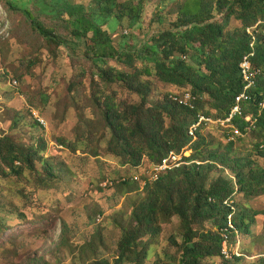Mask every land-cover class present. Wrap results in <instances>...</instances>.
<instances>
[{
    "label": "rangeland",
    "instance_id": "374dc122",
    "mask_svg": "<svg viewBox=\"0 0 264 264\" xmlns=\"http://www.w3.org/2000/svg\"><path fill=\"white\" fill-rule=\"evenodd\" d=\"M142 1V28L128 27L126 18L101 19L98 14V19L115 40L125 35L121 40L141 44L166 19L177 18L181 8L177 1L182 0ZM78 2L88 5L89 0H0V137L7 136L18 146H46L42 159L18 176L5 174L0 161V264H133L117 261L121 226L129 224L156 164L143 156L144 164L133 166L112 152L104 102L111 100L118 109L130 111L141 103L140 96L122 81L106 82L94 74L91 58L79 50L85 39H71L66 20L40 9L44 4L61 10ZM25 9L55 29L64 38L62 43L49 42L33 32L21 13ZM240 25L231 19L227 29ZM109 64L117 70H133L115 60ZM135 65L140 67L141 62ZM141 79L152 88L149 103L189 90L166 84L154 74ZM208 105L205 111L219 115ZM203 134L213 144H227L225 130L218 126L204 129ZM242 138L236 140L235 154L253 156L264 166V157L257 156L264 134L251 131ZM182 150L185 156L191 154L187 146ZM133 177H137L133 184L139 191L123 190V181ZM233 201L259 215L250 234L232 244L231 253H243V257L238 263L229 261L258 264L259 257H264V195L248 199L240 193ZM161 228L157 236L143 239L148 244L144 264H180L181 218L172 217ZM196 228L218 232L212 222ZM225 259L208 258L204 264H222Z\"/></svg>",
    "mask_w": 264,
    "mask_h": 264
},
{
    "label": "trees",
    "instance_id": "16d2710c",
    "mask_svg": "<svg viewBox=\"0 0 264 264\" xmlns=\"http://www.w3.org/2000/svg\"><path fill=\"white\" fill-rule=\"evenodd\" d=\"M177 3L181 5L177 18L166 19L162 28L141 44L121 40L126 38L125 35L119 41L115 40L98 19V14L101 19L112 17L119 21L126 18L128 27L142 28L139 21L142 0L138 3L134 0H89L88 5L78 2L61 10L40 3L43 12L66 20L63 21L71 39H85L79 50L91 58L96 68L94 74L106 82H124L141 98V103L132 106L130 111L118 109L111 100L104 102L107 126L112 131L109 145L112 152L123 157L125 162L139 166L144 164L143 156L149 163L158 164L171 151L179 153L186 146L191 150L184 158L190 164L165 171L157 181L144 186V196L134 206L129 224L121 226L119 262L144 264L148 244L143 239L160 234L162 225L175 216L181 218L184 228L180 264H204L208 258H224L223 234L228 233L231 243H236L241 235L250 234L259 215L258 211L239 207L234 202L238 208L233 217L234 228H230L233 205L226 201L235 200L240 193L248 199L264 195V166L253 156L235 154L236 140L243 139L248 133L245 129L250 123L245 117L257 119L253 132L264 134V110L260 106L264 100V33H258L253 47V36L246 31L248 26L264 19V0H182ZM21 13L33 32L49 42L62 43L64 38L33 16L30 9ZM231 19L239 20L241 25L227 29ZM253 50L256 53L252 58L254 69L260 70L261 74L257 76L258 85L252 90V100L244 104V117L236 121L244 135L231 141V129L222 128L227 143L223 147L213 144L201 130L192 142L188 130L198 113L218 118L231 112L236 97L245 87L241 62ZM109 60L133 70H117ZM136 62H141V66L135 65ZM152 74L166 84L188 87L198 97L196 109L174 102L169 95L149 103L152 88L141 76ZM207 103L219 115L205 111ZM262 141L257 144L258 157H264ZM41 144L42 148L18 146L7 136L0 137V161L4 173L18 176L25 168L32 169L45 152L46 146ZM55 144L58 146V142ZM133 182L136 183L134 177L124 180L123 190L139 191ZM207 222L214 223L218 232H201L196 228ZM241 258H224L226 261L222 264H230L232 260L238 263ZM258 260V264H264V257Z\"/></svg>",
    "mask_w": 264,
    "mask_h": 264
},
{
    "label": "built area",
    "instance_id": "2783aa9c",
    "mask_svg": "<svg viewBox=\"0 0 264 264\" xmlns=\"http://www.w3.org/2000/svg\"><path fill=\"white\" fill-rule=\"evenodd\" d=\"M264 19H259L255 24H252L246 28V31L253 36V41L251 45L255 47L256 41L258 38V33L261 31L264 33ZM256 53L255 51H251L250 53L246 54L241 62V68L243 71L244 76V82L245 87L242 93H240L236 97L235 105L233 106V109L226 117H213L208 116L206 114L198 113L195 117L194 122L191 124L188 130L189 136L192 138V142H194L197 139V134L199 131L204 130L206 128H209L211 126H218L220 128L225 129H231V135L230 140H236L238 136H243L244 132L240 129V127L237 125L236 121L239 117H244V104L249 103L252 100V90L258 85V75L261 74L260 70H255L252 58L255 57ZM15 83V82H14ZM170 99L174 102H177L180 105L187 106L191 109H196L195 101L197 100V96L194 95L190 90L184 91L182 93H171L169 95ZM261 108L264 110V100L260 103ZM41 124H45L44 120L40 119L39 117H36ZM246 121L250 123L249 126L246 127V132H251L254 129H256L257 126V119H253L251 117H245ZM247 133V134H248ZM62 148V146H60ZM185 150H182L181 152L177 153L174 151H171L165 156L160 163L153 166L152 170L149 172L150 176H152L151 182H155L158 180L161 173L179 168L182 165H188L190 164L187 162L184 158L187 157ZM193 163V162H191ZM198 164H201V162H195ZM134 179H137L135 177ZM226 204L233 205L234 201H226ZM233 212L229 216V227L234 228L233 224V217L236 213V208L233 205L232 207ZM224 242H223V248H222V256L227 259H233L234 257H243L239 252L231 253V249L234 247L232 246L230 235L228 233L223 234ZM237 243H240L238 240ZM236 244V243H235Z\"/></svg>",
    "mask_w": 264,
    "mask_h": 264
}]
</instances>
